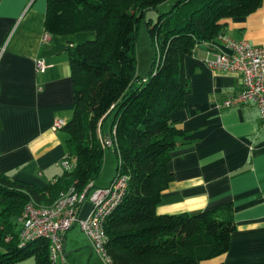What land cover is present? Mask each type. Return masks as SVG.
Returning a JSON list of instances; mask_svg holds the SVG:
<instances>
[{
  "label": "trees",
  "instance_id": "obj_1",
  "mask_svg": "<svg viewBox=\"0 0 264 264\" xmlns=\"http://www.w3.org/2000/svg\"><path fill=\"white\" fill-rule=\"evenodd\" d=\"M169 0H47L45 32H94L68 48L73 114L63 127L67 157L75 166L45 188L0 174V264L31 259L53 264L46 239L21 246L18 218L24 205H50L71 187L82 191L103 165L104 137L112 141L115 175L125 193L106 218L105 249L111 264H221L235 229L231 202L194 214L156 213L173 175L172 150L184 134L170 114L190 91L184 60L200 43L224 33V20L256 11L264 0H174L156 21L146 20L154 47L149 73L138 77L134 40L147 10ZM112 117L104 135L103 121ZM95 186V185H94Z\"/></svg>",
  "mask_w": 264,
  "mask_h": 264
},
{
  "label": "crops",
  "instance_id": "obj_2",
  "mask_svg": "<svg viewBox=\"0 0 264 264\" xmlns=\"http://www.w3.org/2000/svg\"><path fill=\"white\" fill-rule=\"evenodd\" d=\"M46 9L47 0H0V174L39 189L62 175L61 161L68 152L63 129L51 128L54 119L67 122L73 114L68 48L95 36L82 31L43 39ZM224 22L225 34L264 50V5ZM215 52L203 42L185 57L190 91L183 106L170 114L184 134L171 152L173 179L156 213L194 214L231 202L235 229L228 249L208 262L264 264V129L254 103L221 105L239 89L240 77L210 69L205 60ZM36 59L46 64L43 72L36 71ZM105 120L104 135L112 128L110 123L104 130ZM90 209L85 201L78 216ZM71 252L76 254L68 264H84V256L87 264L93 255L101 259L78 224L64 237L65 257Z\"/></svg>",
  "mask_w": 264,
  "mask_h": 264
},
{
  "label": "built area",
  "instance_id": "obj_3",
  "mask_svg": "<svg viewBox=\"0 0 264 264\" xmlns=\"http://www.w3.org/2000/svg\"><path fill=\"white\" fill-rule=\"evenodd\" d=\"M43 39L49 34L44 33ZM224 49L219 48L213 41L204 42L216 49L213 59H206L207 66L215 71L234 73L240 77L239 89L222 100L223 107L238 106L254 103L259 110L261 127L264 129V50L251 45L244 39H234L225 33L215 37ZM35 69L43 72L46 64L42 59H36ZM66 121L54 119L51 128L61 130ZM103 145L112 147L108 136L104 137ZM63 170H71L75 159H62ZM126 187V178L119 176L108 186H94L89 182L82 191L71 187L66 193L50 205H37L34 201L27 202L18 218L21 246L39 239H46L49 245V257L53 264H68L64 253V237L75 224L88 237L91 248L101 257L105 264H111L105 249L106 234L104 224L112 210L122 200ZM91 203L90 212L83 218L78 216L80 206L85 202Z\"/></svg>",
  "mask_w": 264,
  "mask_h": 264
},
{
  "label": "rangeland",
  "instance_id": "obj_4",
  "mask_svg": "<svg viewBox=\"0 0 264 264\" xmlns=\"http://www.w3.org/2000/svg\"><path fill=\"white\" fill-rule=\"evenodd\" d=\"M173 2L174 0H169L160 4L157 7V10L154 9L147 10L145 12L144 19H142L136 26V34L134 40V55L136 58V73L140 78L145 77L149 73L154 57V47L147 32L145 22L146 20H151L152 22L156 21L158 17V13L167 12L171 8ZM105 122L106 125L104 130H106V128H108V125L112 123V117L108 116ZM115 168H116L115 154L113 153V150L109 149L108 147H105L102 169L100 171L98 178L95 180L96 186L97 185L100 187L108 186L113 176L115 175ZM82 237L84 238L83 235ZM67 252L68 251H66V253ZM75 254H76L75 252H71L70 256L66 257L67 259L66 261L67 262L68 260L72 261L73 260L72 256H74ZM78 255H80V253ZM87 258L88 257L86 256L83 257L84 264H87ZM90 264H105V263L101 261V259L98 256L93 255V258L92 257L90 258Z\"/></svg>",
  "mask_w": 264,
  "mask_h": 264
}]
</instances>
